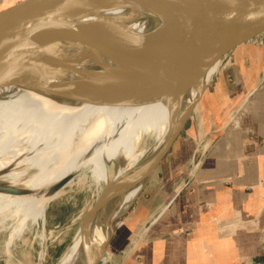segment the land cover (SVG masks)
Here are the masks:
<instances>
[{"label":"water","instance_id":"obj_1","mask_svg":"<svg viewBox=\"0 0 264 264\" xmlns=\"http://www.w3.org/2000/svg\"><path fill=\"white\" fill-rule=\"evenodd\" d=\"M97 7L118 12L100 30L51 37L39 33L43 23L47 24L45 18L64 15L63 20L68 17L74 21ZM23 9H38L43 20L39 15L27 27L8 25L0 31L2 36L17 35L12 41L7 40L0 51V84L51 95L69 105L92 102L138 106L161 102L169 108L167 138L155 148L153 143L147 146L146 155L128 169L126 189H137L131 204L120 215L112 213L100 234L99 197L87 213V246L73 264H100L208 85L235 51L264 36V0H16L0 8V24L5 25L6 19ZM135 23L147 29L130 30ZM55 29L59 30V24ZM6 49L16 52L8 55L3 51ZM83 65L87 66L85 71L75 69ZM215 66L218 69L209 82L208 73ZM194 88L196 94L192 98ZM144 141L137 149L145 146ZM145 161L146 166L142 164ZM71 179H64L51 194ZM0 193L19 192L0 189Z\"/></svg>","mask_w":264,"mask_h":264},{"label":"crops","instance_id":"obj_2","mask_svg":"<svg viewBox=\"0 0 264 264\" xmlns=\"http://www.w3.org/2000/svg\"><path fill=\"white\" fill-rule=\"evenodd\" d=\"M23 10L0 31L41 14ZM16 36H3L0 51ZM243 69L233 89L220 80L209 90L217 76L208 85L189 119L192 147L182 142L168 158L175 141L165 158L168 168L185 161L183 170L164 179L158 170L100 264H264V77Z\"/></svg>","mask_w":264,"mask_h":264},{"label":"bare ground","instance_id":"obj_3","mask_svg":"<svg viewBox=\"0 0 264 264\" xmlns=\"http://www.w3.org/2000/svg\"><path fill=\"white\" fill-rule=\"evenodd\" d=\"M117 14V9L97 7L74 21L68 17L63 20L64 15L51 16L45 18L47 24L43 23L39 33H46V37L63 36L66 32L92 33L106 26ZM39 19L43 20L41 14ZM56 24L59 30L55 29ZM47 27L50 31L53 29L51 34ZM146 29L143 24L130 26L135 32ZM86 68L83 65L75 69L85 71ZM217 69L215 66L208 73L209 82ZM195 94L194 88L191 97ZM169 115L168 106L161 102L138 106L92 102L69 105L51 95L0 84V189L19 192L18 195L0 193V230L10 232L7 245L29 221L36 224L41 220L44 225L47 206L75 178L85 176L99 188L101 207L97 228L100 234L111 214L120 215L134 200L137 189H126L128 169L146 155L147 146L153 143L155 148L167 138ZM143 139L145 146L137 149ZM142 164L146 166L147 162ZM111 168L113 172L109 173ZM71 177L63 188L51 194L55 186ZM86 223L87 215L80 223V233L58 264H73L84 251Z\"/></svg>","mask_w":264,"mask_h":264},{"label":"rangeland","instance_id":"obj_4","mask_svg":"<svg viewBox=\"0 0 264 264\" xmlns=\"http://www.w3.org/2000/svg\"><path fill=\"white\" fill-rule=\"evenodd\" d=\"M31 10L34 13L38 11V9ZM0 39H3V36ZM244 66L247 68L246 73L251 74L252 77L255 76L254 78H256L258 71L259 77H264V36L249 43L246 48L235 51L231 58L225 62L209 90L217 87V83L220 80H224L225 83L230 82L229 86L233 89L236 76L241 75L240 71H244ZM225 87L228 89L227 86ZM199 107L200 104L197 105L194 116L199 113ZM191 124L192 121H189L185 126L168 158L173 156V154L175 155V151L182 142L189 143V148L192 147L193 140L191 141L187 138ZM167 160L169 159L163 162L164 166H166L165 169L164 166L163 170L162 168L159 169V178L164 179L162 173L165 176H169L183 170L185 166V161H181L175 167L168 168ZM189 172H191L190 167ZM98 192L99 188L91 183L89 177L75 178L71 184L62 189L60 196L47 206L44 225L41 220L36 224L29 221L20 233L15 234L11 238L9 245H7V241L10 232L8 230H0V264H58L74 238L80 233L83 219L97 199ZM126 217L117 231L119 232L118 234L129 226V223L126 222ZM126 241L127 239L124 238L123 244Z\"/></svg>","mask_w":264,"mask_h":264},{"label":"clouds","instance_id":"obj_5","mask_svg":"<svg viewBox=\"0 0 264 264\" xmlns=\"http://www.w3.org/2000/svg\"><path fill=\"white\" fill-rule=\"evenodd\" d=\"M249 18H251V17H249Z\"/></svg>","mask_w":264,"mask_h":264}]
</instances>
